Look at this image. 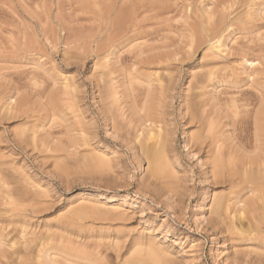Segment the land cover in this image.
Segmentation results:
<instances>
[{"label": "rangeland", "instance_id": "rangeland-1", "mask_svg": "<svg viewBox=\"0 0 264 264\" xmlns=\"http://www.w3.org/2000/svg\"><path fill=\"white\" fill-rule=\"evenodd\" d=\"M74 1L36 0L37 4L35 0H0V251L4 250L1 258L6 254L13 257L9 254L13 253V243H16L14 248L17 250L21 245L20 233L25 229V237L34 243L30 244L32 252L34 248L37 251L36 246L47 236L45 245L54 244L57 251L70 252L72 257H90L99 262L97 264H119L114 252L95 246V241L108 233L100 213L119 206L129 218L127 228L131 232L130 237L143 235L146 240L161 242L164 246L157 249L163 248L166 252L163 257L172 260V264H264V252L261 251L260 255L252 253L255 247L264 246L260 240L246 243L250 245L240 251V261L237 262L231 259L226 262L227 258L232 256L234 259L236 255L229 244L223 245L218 235L215 234L212 243L210 226L201 218L197 204L200 191L210 188L212 183L207 180L202 164L206 155L203 152L194 158L188 155L185 148L188 127H183L179 111L185 106L180 104L179 94L186 93L189 88L192 98L194 94L197 96L204 92L192 99V110L198 115L208 110V113L216 111H210L208 104L212 101L207 96L214 90L212 87L206 89L207 73L211 70H215L218 79L234 82L235 75L246 78L247 73L255 70V78L264 84V76H261L264 71V6L245 11L237 5L232 7L228 3L230 0H203L202 5L195 6H189L185 0H163L154 5V9L140 8L139 15L137 10V26L130 24L128 27L129 24H119L118 20H114L113 16L117 17L119 11H108L105 0H99L100 3ZM103 3L106 6H102ZM102 7H106L105 11ZM109 12L112 15L110 13L109 16ZM113 23L118 25L113 26ZM214 36L220 37L222 51H207L206 45L197 50L196 44ZM99 50L100 55H97ZM204 55L208 58L202 60ZM245 60L254 63H245ZM100 61L107 66L103 72L107 77V72H112L110 77L114 79V83L111 81L113 85L109 82L112 86L107 84V89L113 94L114 90L110 87L117 88L114 96L120 92L116 103V96L114 99L110 95L108 101L110 92L104 90L107 105H111L114 99L112 106H116L112 107L113 110L111 106L109 109L112 113L115 111L117 119L113 117L121 129H126L131 113L127 111L128 107L125 108L126 104L118 107L122 103V83H127L126 89L134 87L136 91L133 94L140 98L142 92L137 90L147 87L144 77H150L152 85L157 88H160L159 81L164 86L169 83V78L174 81L169 91L172 97L169 96L166 101L168 112L170 115L173 113L172 117H168V124L175 132L172 136L174 148L172 146L173 150H169L172 157L170 152L169 156L175 166L183 165L182 169H178L182 190L168 196L172 201L168 208L159 203L164 201L161 196L145 187L151 181L148 159L140 151L136 154L134 151L141 141L144 147L146 132H142L139 124H128L133 141L129 146L105 127L95 100L94 86L91 85L95 81L92 78L95 75H92L96 68L94 64L100 66ZM121 72L123 78L119 75ZM98 76L96 82L104 84L97 81ZM218 88L223 100V108L219 110L224 109L222 112L225 113L229 104L223 102L241 92L225 90L228 88L225 83ZM245 90L250 91L249 88ZM225 92L229 95L224 96ZM10 105L17 106L15 109L20 111L11 115L15 109L12 110ZM218 119L220 125L221 118ZM20 129L25 130L26 142L23 144L16 142L14 137V131ZM197 129L198 125L193 133ZM135 136L143 140L135 142ZM226 136H221V139L229 138ZM222 140L218 146L230 143L229 139L225 140L226 143ZM226 146H223L224 149ZM98 154L109 159V169H97L99 165L95 166L94 160ZM241 181L238 179L236 182ZM233 189H225L227 199H232L239 192V188ZM211 190L213 194H209V206L214 205L216 195L223 189ZM250 192L245 191L242 196L246 198ZM161 225H167V228L159 230ZM244 225L247 226L246 223ZM161 230L169 232L166 239ZM43 234L46 236L42 237ZM89 234L93 239L88 244L83 247L76 245V237L81 236L83 241ZM24 241L18 248L22 252ZM127 252L125 257L133 251ZM109 253L114 254L110 257ZM60 255L62 260L63 255ZM26 257L24 259L32 264L33 257ZM106 257H110L109 260ZM11 258L1 260L4 264H18L16 256L15 261Z\"/></svg>", "mask_w": 264, "mask_h": 264}, {"label": "bare ground", "instance_id": "bare-ground-1", "mask_svg": "<svg viewBox=\"0 0 264 264\" xmlns=\"http://www.w3.org/2000/svg\"><path fill=\"white\" fill-rule=\"evenodd\" d=\"M21 1H23V0H21ZM31 1H34V0H31ZM39 1H41V0H39ZM57 1H59V0H57ZM89 1L93 2V3H100L99 0H89ZM102 1H101V3H102ZM161 1H163V0H105L104 3H106L107 6L104 3H103L104 5H102V6H106L108 11H111V12L113 10L115 11V9H117V11H119V12H118V14H116L117 17H115V15L113 16L114 20H118L116 22L117 23L119 22V24L122 23L125 25V23H127V24H129L128 27H130V24H131V26H133L132 24L135 25L136 22L138 21L137 17H139L138 15H139V11H140L139 9L140 8H141V10L143 8L154 9L153 8L154 5L158 4ZM185 1L189 3V6H195L198 4L202 5V3H204L203 0H185ZM227 1H229V0H227ZM35 2H36V0H35ZM73 2H75V1L73 0ZM66 3H67V1H66ZM228 3H230L232 7H234V5H237L238 8L243 9V10L248 9V11H249V9L254 10L255 7L261 8L264 6V0H230V2H228ZM100 7L101 6L99 5V8ZM106 7H102L103 10H104V8L106 9ZM137 10H138V15H136ZM117 11H116V13H117ZM111 12H109V16H110ZM203 12H205V11H203ZM112 13H111V15H112ZM107 15H108V13H107ZM205 15H206V13H205ZM247 15H248V13H246V16ZM251 15L253 16V14H250V16ZM207 16H209V15H207ZM212 16H214V15H212ZM246 16H245V18H246ZM208 19L211 20V18H209V17H208ZM241 19H242V17H241ZM117 23L116 24L113 23L114 24L113 26L118 25ZM208 23H209V21H208ZM218 25H219V23H218ZM135 26H137V25H135ZM110 27L112 28V26H110ZM111 28H110V30H111ZM134 28H136V27H134ZM198 37H199V34H198ZM197 41L200 42L201 39H200V41L199 40H197ZM193 45H194V42H192L191 48H193ZM205 45L208 47L207 51H211V52H214L215 50L216 51H222V50H220L222 48V45H221V41H220L219 36L218 37L217 36L206 37L203 41L198 43V45L196 44L197 50L200 49L201 47L205 46ZM97 50H98V48H97ZM100 51L101 50L96 51L97 55H100V54H98ZM194 51H195V48H194ZM206 56L204 55L202 60L208 58ZM104 59H106V58H104ZM98 61H99V58H98ZM98 63L103 68L100 66H97L98 65L97 63L94 64V65H96V68H94L95 70H93L94 72H92V75L95 74L94 76H92V78L94 77L93 79L95 81H93V83L91 85L94 86L93 91L95 92L94 93L95 100H96V103L98 104L99 111L101 112V115L104 119L105 127L107 126V128L109 129V131L112 132V134L120 137L122 139V141L126 142L129 146H130V144L133 143V141L131 140L132 138H130V135H131L130 134L131 132H129L130 128L128 130L127 127H129L133 123H135L136 125L139 124L140 127L139 126L138 127L142 128V132H146V135L144 134L146 137V138H144V142L146 144L144 143V147H142L141 142H143V141H141L138 147H136V146L134 147V151H135V154H136V151H140V153L142 155H146L147 159H148V163H149L148 175H150L151 181L145 187L148 188L149 190H154V192L157 193V195L161 196L163 198L162 200H164V201H161L159 203H161L164 207L168 208L171 205L170 203L172 202L168 196L170 194H172L173 192L178 193L182 190V185L179 183V178H178V176L180 174L178 172L179 171L178 169H182L183 165L175 166V164H173L174 162L173 161L171 162L172 158H170L172 151L171 152L169 151L170 148L174 145V144H172V142H175V141L172 137V136H174L173 135L174 131L172 130V128L168 124V117L169 118L172 117L171 115L173 113L170 115V113L168 112L166 101L169 98V96L172 97V95L169 94V91L172 90V88H173L172 85H173L174 81H173V79H171L172 77L169 78L168 79L169 83H167L166 86L161 85L162 81H159L160 84L159 83L158 84L160 85L159 86L160 88H157V87L152 85L153 82L150 80V77H144V79L146 81L144 83L146 84L147 87L141 88V90H139V89L137 90L139 92L140 91L142 92V93H140L141 96L139 95L140 98H138V95L136 96L133 94V92L136 91V89L134 87H130V89H126L125 86L127 85V83H122L121 84V86L123 87V92L121 93L122 103H120L121 106L120 105L119 106L117 105V106L120 108L124 104H126L125 108L128 107V109L127 108L126 109H127V111L131 112L132 115L130 113V118L128 117V120H127L128 124H130V125H128L126 123L128 125V126L126 125V129L124 128L125 126H123L124 129H121L122 127L120 128L119 125L117 126L118 122H116L114 120V117L116 116V114L114 113L115 111L113 112L115 115L112 113V111H110V109L113 110V108L116 106L115 104H114V106H112V104L114 103L112 101H114L115 96H116L115 102L118 103L117 99L119 100V98H117V97L120 94V92H119V94H118V92H116L115 96H114L113 95L114 91H116L117 88L114 89V87H110L114 90V91H112L113 94H111L110 89H107V86H108L107 84H109V82L114 80L110 77V76H112L111 75L112 72H107V73H109V77H107V74H105L103 72V71H106L104 69L107 68V66L104 64L103 65L100 64V63H102V61H100ZM245 63L253 64L254 61L245 60ZM98 67H100L99 69L101 72L98 70ZM251 72L252 73L246 74V78H242L243 75L242 76H240V75L236 76L235 75L236 82H234V80L232 81L231 79H229V81L228 80L223 81V80L218 79V76L215 75L216 74L215 70H211L209 74L207 73V75H208V81H207L208 85L207 86L208 87H206V89L209 87H212L214 91L209 93L208 95L205 94L203 96H205V98H206V95L209 96V99L212 101V102L210 101L211 103L208 104L209 109H210V111H213V110H216V111H213L210 113H208L209 110L207 112L205 111L206 115H204L205 113L198 115L199 113H197L194 109L192 110L190 107L191 106L190 104H192L191 103L192 99L198 98L200 95H202L200 93H202L203 91L200 92L199 95H197V96H195V94H194L193 98L189 94L191 88L186 89V91H185L186 93H184V94L180 93L179 94L180 95V99H179L180 104L184 103V105H185L184 106L182 104V106H184V107L181 106L182 108L179 110L181 112L180 117L182 118V121H183V127H186V128L188 127L187 128L188 131L185 132V134L187 135V136L185 135L186 136L185 137L186 138L185 139L186 151H187L188 155L190 157H193V158L196 157L197 154H201L202 152H203V154L206 155L205 158L202 159V162H203L202 164H203V167H205L204 173L206 175V178H208L207 180L212 182L210 185V188H206V189L201 190L198 197H197V204L199 205L200 210H201L200 216L202 219L207 221L208 225L210 226L209 230L212 232V243H213L214 238H216V236H215V234H216L219 236V239H222L223 245L225 246L226 244H229V246L231 247V249L235 253L236 257H234V259H233V257L230 256L229 258L226 259V262H229L231 260L233 262L240 261L238 259V255L241 253L240 251L243 249H247V247H249V245H250V244H246V243H253V242L260 240V242L264 245V84L260 80H257V78H255V75H254L255 70H251ZM119 75L122 78L124 77L122 72ZM97 76H98L97 81H103L104 84L103 83L102 84L104 85V87L102 86V84H99L101 82H99V83L96 82ZM232 76H234V75H232ZM261 76H264V71L261 73ZM230 77H231V75H230ZM107 78H111V79L109 80ZM106 79L108 80V83L106 82L107 81ZM112 82L114 83V81H112ZM112 82L110 84L113 85ZM224 83L228 86V88H226L225 90L230 89L232 91V90L236 89L235 93L237 92V90H240L239 92H241V93L235 94L236 95L235 97H232V96H234V94L232 93L233 95L231 94L232 96H230L232 98H230V99H229V97L227 98L229 101H231L230 103H228L229 101L223 102V103H227V105L229 104L228 107H226L227 105H225V107L227 109L225 111V113L222 112V110H224V109H221V111L219 110L220 108H223V107H221L223 100L220 98L221 93L218 94L219 93L218 92V90H219L218 86L220 84L223 85ZM231 84H233V85H231ZM98 85L99 86L101 85L102 87L100 86V88H98ZM112 85H110V86H112ZM200 87H201V89L204 88V87H202V85H200ZM118 88H120L122 90L121 87H118ZM245 88H249L250 91L249 90L246 91L247 89L245 90ZM105 89H106V92H110L109 95L107 93V95L109 97L106 95L108 101H110L109 100L110 95L111 96L113 95V97H114V99L111 97V99H113V100H111V103H112L111 105H109L110 103L108 104L109 106L106 104L107 100L105 97V94H106L104 91ZM196 89H198V88H196ZM206 89H204V90H206ZM242 89L244 90L243 92L241 91ZM226 95H229V93L226 94V92H225L224 96H226ZM222 96H223V93H222ZM119 97H120V95H119ZM120 100H121V98H120ZM119 102H121V101H119ZM199 105H200V103H199ZM199 105H198V107H199ZM10 106L12 107L11 108L12 110L17 108V106L16 107H14L12 105H10ZM109 107H110V109H109ZM119 108H117V109H119ZM15 110H17V109H15ZM15 110H13L14 112H11V110H10L11 115H12V113H13V115H14V113H18L19 109L17 110V112ZM120 111H122V108L120 109ZM213 115H214V118H213ZM19 116H20V114H19ZM121 116H123V115H121ZM215 116L217 117V119L221 118L220 120L218 119L221 122L220 125H219V122L217 121ZM11 117L13 118V116H11ZM15 118H16V115H15ZM222 121H224V122H222ZM169 123H171V122H169ZM197 125H198V129H197L198 131L196 130V132L193 133L192 130L194 129L195 126L197 127ZM192 126H194V127H192ZM203 126H206V127L204 128ZM138 127H135V128H138ZM156 129H158V131H156ZM139 131H141V130H138V132ZM24 134H25V130H23V129H20L17 131L15 130L14 131V137H16V140H17V141L15 140V141L19 142L21 144H23V142H26L24 140L25 139ZM218 135H220L219 139H217ZM223 135H227L229 138L225 139V137H224L223 138L224 141H223L221 139V136H223ZM134 138H135V142H136V140L138 138H136V136ZM138 140H143V139H141V137H140ZM221 140H222V142H225V140L229 141L230 142V143H228L229 146L227 144H226L227 145L226 146L222 142H220V143H222V145L219 144L220 146H218V143ZM140 146H141V148H140ZM223 146L224 147L226 146V148L224 149ZM173 148H174V146H173ZM173 148H171V149L173 150ZM226 149H227V151H226ZM96 151L97 150H95V152ZM169 152H170V156H169ZM195 152H197V153H195ZM102 155L98 154L96 157V160H94V161H96V162H94L96 164L95 166L99 165V166H97V167H99L97 169L100 171L101 170L102 171L107 170L111 167V165L109 164V162H110L109 159H107L106 155L105 156H102ZM200 159L201 158L198 157V161H200ZM177 165H178V163H177ZM95 166H93V167H95ZM15 171H16V169H15ZM236 177H237V179H236ZM19 178H18V180H19ZM21 178H23V176ZM21 178H20V180H21ZM24 179H25V176H24ZM238 179L242 180L241 182L243 184L236 182ZM20 182H22V181H20ZM24 183H26V182H24ZM239 184H241V185H239ZM227 187H228V190H230V191L231 190L234 191L233 187L237 188V189L239 188V192L236 193L235 197L233 196L232 199H230L231 197L230 198L228 197V199H230V200L227 199V197H226L227 195L225 194L226 192L224 193V191H227V190H225ZM211 188H214L217 190H219V189H223V190H221V192L216 195L215 200H214V205L209 206L208 197H209L210 193L213 194V191L211 190ZM248 190L251 191L250 193L252 194V197L250 196L251 194H248L246 196V198H244L242 196V193L245 191H248ZM231 194L234 195V192H232ZM36 195H38V197H40L39 193H37ZM36 195H34V196H36ZM165 198H167V199H165ZM231 204L234 207L233 210H232L233 207L231 206ZM100 214H101V220H102L103 224H105V226L108 230V233H106L107 235H105L104 238L103 237L98 238L95 241V246H97L98 248L99 247L105 248L106 252L107 251L114 252L115 254L114 253H112V254L117 255V257L115 256L116 257L115 259H116V261H118L119 264H172V262H171L172 260L168 261L167 259H165L163 257V254L165 252L164 250H162L163 248L157 249L159 247L164 246L161 242L158 243L157 241L155 242V241L148 239V238H147L148 240H146V239H144L143 235H141L142 237L141 236L135 237V238L130 237L131 232L127 228L128 224H129L128 223L129 218L125 212H122V210L119 206L111 207V209H106V210L104 209L102 211V213H100ZM245 223L247 226L244 225ZM162 227L167 228V225H166V227H165V225H161L159 230L162 229ZM25 228H26V226H25ZM19 231H20V229H19ZM26 231L27 230H25V229H24V231L22 230V232L20 233L21 236H19L20 239L22 238L23 241L25 240L24 244H23V246L25 248L24 252L18 250L19 247L21 248V245L23 243V241L21 239V245L19 244V247H17V250H16V248H14L16 243H13V244H15L13 247H12L13 244L11 245V247L13 248V249L11 248V250H12L11 252H13V253L7 252L9 254H12L13 259L11 258V256H8V254H6L5 257L1 258L4 255V252L2 253V251H4V250H1L0 251V260L8 257L9 259L11 258L12 260L15 261L14 256H16L17 257L16 262L18 264L19 263L20 264H29L27 262V260L29 258L26 257L28 255L29 257H33V259H32L33 263L32 264H41V263L42 264H97V263H99V262L94 261L90 257H79L76 255H73V257H72V253H70V252H65V251L62 252L60 250L57 251L58 248H56L55 247L56 245L54 246V244H53V246H52V244H49V243L45 245V243L48 241V239H47L48 237L46 235H45L46 236L45 237L44 234L42 237H45L47 240L44 239V241H43L42 237H41L42 241H40V244H38L36 246L38 248L37 251L34 248V250H33L34 252H32V249H30L32 245H30V244H34V243L25 237V236H27V235H25V233L27 234ZM158 232H160V231H158ZM161 234H163V235L165 234L164 238L166 239V237H168V235H169V232L162 231ZM49 236H50V234H49ZM51 236H53V235H51ZM241 236H243L242 239H241ZM149 238H151V237H149ZM153 238H155V237H153ZM92 239H93V237L90 234H89V236L87 235V237H85V239L83 241H82L81 236H78V237H76V241H75L77 244L76 243L75 244L77 246L83 247L86 244H88V242L91 241ZM33 240H35V239H33ZM0 243H2V241H0ZM18 243H19V241H18ZM35 243H36V241H35ZM243 243H245V244L241 246V244H243ZM252 247H254V246H251V248ZM155 248H156V251H153V249H155ZM22 249H23V247H22ZM86 250H88V249H86ZM160 250H162L163 253ZM91 251H93V250H91ZM124 251L125 252L133 251V252L129 253V255L127 254L128 256L131 255L128 258V256L125 257L126 253ZM261 251L264 252V246L262 248L261 247L260 248L255 247V250H253L252 253L257 252V254L260 255ZM60 252H62V253H60ZM97 252H96V254H97ZM78 253H80V252H78ZM84 253H86V252H84ZM88 253H90V252H88ZM245 253H247V252H245ZM58 254L63 255L62 260L59 259V257L61 255L59 256ZM92 254H93V252H92ZM112 254L110 255V253H109L110 257L112 256ZM249 254H251V253L249 252ZM35 255H36V257H35ZM247 255H248V253H247ZM262 255H264V253H262ZM25 257L28 259L25 260L26 259ZM165 257H167V255ZM34 258H36V259H34ZM71 258H72V260H70ZM109 258L106 257L107 260H109ZM41 260L43 262L40 263ZM24 261H26V262H24ZM29 261H30V259H29ZM0 264H4V261L1 260ZM107 264H108V262H107Z\"/></svg>", "mask_w": 264, "mask_h": 264}]
</instances>
